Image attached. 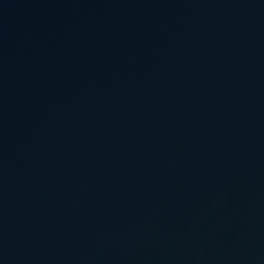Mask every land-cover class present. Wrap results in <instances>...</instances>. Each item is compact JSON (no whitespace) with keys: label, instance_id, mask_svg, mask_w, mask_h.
<instances>
[{"label":"water","instance_id":"water-1","mask_svg":"<svg viewBox=\"0 0 264 264\" xmlns=\"http://www.w3.org/2000/svg\"><path fill=\"white\" fill-rule=\"evenodd\" d=\"M0 264H264V0H0Z\"/></svg>","mask_w":264,"mask_h":264}]
</instances>
